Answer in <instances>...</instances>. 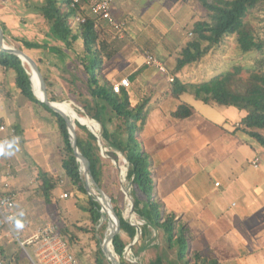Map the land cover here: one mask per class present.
<instances>
[{"label": "trees", "instance_id": "obj_1", "mask_svg": "<svg viewBox=\"0 0 264 264\" xmlns=\"http://www.w3.org/2000/svg\"><path fill=\"white\" fill-rule=\"evenodd\" d=\"M27 1L26 10L30 12V16L36 14L37 22L31 24H34V30L37 36L42 37L41 40L15 37L7 23L0 21L5 42L7 45L13 44L12 40H15L17 48L35 58L52 101L74 100L76 104L79 103L77 111L80 115L100 123V130L96 135L77 119V143L81 153L90 161L92 177L110 197L120 216L122 234L114 239L120 263L133 264L123 257L125 246L137 232L124 216L130 199L134 212L145 220L139 239L133 246L134 254L141 264H222L217 258L193 250L191 242L194 236L189 227L176 218V212L159 195L152 162L144 148L142 132L150 112L158 108L163 100L170 97L180 98L184 93H191L207 104L235 107L246 112L232 132H241L255 139L264 148V40L256 37L248 22L249 13L264 0H198L207 17L193 24V35L179 50L177 65L171 72L174 77L171 88L158 100L144 95L136 103L132 101L131 93L125 86L120 92H115L114 83L103 75L105 59L115 53L117 48L110 46L101 36V19L87 11L88 9L74 7L73 0H40L32 5ZM80 13L86 17L84 22L75 19ZM25 24L30 25L27 22ZM231 37L237 38V47L241 54L255 55V64L249 67L237 66L235 70L227 69L199 81L185 82L179 77L185 67L200 63L211 52L221 49ZM53 39L62 43L56 45ZM52 46L56 48L55 51L50 50ZM26 47L38 51L32 55ZM48 51L60 58L54 65L63 73L61 77L66 82L65 92L69 96L61 97L53 88L51 76L44 74L42 70L46 59L43 55ZM70 52L75 56L65 62V56ZM0 68L13 73L15 87L20 93L56 115L65 150L62 170L69 179L71 189L73 187L76 192L86 195L87 206L84 208L90 213L91 223L95 227L98 225V230L103 235L107 221L102 217L101 204L88 194L85 187L80 162L74 154L65 118L36 97L28 67L18 55L0 49ZM12 94L9 87L0 81V97L8 98ZM193 114L194 107L188 102L179 103L172 112L179 119H187ZM102 147L105 148L107 156L102 154ZM120 156L127 160L124 182L121 181ZM37 177L43 200L46 205H51L59 198L61 178L46 170L40 171ZM12 192L14 193L13 190ZM154 229L159 230L158 236L165 239V244L161 245L156 241L157 238L153 236ZM4 230L6 224L0 214V264H13L11 253L7 250ZM59 230L72 246L74 236H68L64 227ZM97 242L93 264H110L104 257L99 239ZM77 258L82 264L80 258Z\"/></svg>", "mask_w": 264, "mask_h": 264}, {"label": "crops", "instance_id": "obj_2", "mask_svg": "<svg viewBox=\"0 0 264 264\" xmlns=\"http://www.w3.org/2000/svg\"><path fill=\"white\" fill-rule=\"evenodd\" d=\"M112 12L125 26L119 32L101 20V36L117 48L105 59L103 75L111 83L128 77L130 87L126 88L136 103L145 94L144 84L160 87L159 70L146 63L147 54L162 60L171 74L179 50L193 35L191 28L201 17L195 0H113ZM68 59H73L69 53L65 62ZM2 72L7 71L0 68V81L5 82L7 77ZM15 94L8 99L19 100L16 109L19 118L13 120L12 130L5 125V131L12 138L19 137L22 128L25 137L31 133L32 142L41 151L56 147L46 164L52 163L53 171L57 170L58 150L64 147L57 119L51 127L35 125L40 113L47 112L43 107L36 110L28 105L19 97V91ZM164 101L169 102V98ZM164 101L150 112L142 132L159 195L176 212V218L189 227L194 236L193 250L217 258L222 264H264V216L259 214L264 211V148L241 132L234 134L235 128L228 129L224 122L217 123L195 109L191 117L179 119L172 115L176 107H167ZM5 131H0L1 142L6 137L2 134ZM16 145L21 150L20 144ZM4 151L0 150V165ZM256 158L260 159L257 166ZM8 168L9 183L14 176L10 169H16V165L9 164ZM222 172L225 174L217 175ZM12 190L17 195V209L22 203L31 212L33 201L22 199L27 194L22 195L20 189ZM17 219L15 224L19 222Z\"/></svg>", "mask_w": 264, "mask_h": 264}, {"label": "rangeland", "instance_id": "obj_3", "mask_svg": "<svg viewBox=\"0 0 264 264\" xmlns=\"http://www.w3.org/2000/svg\"><path fill=\"white\" fill-rule=\"evenodd\" d=\"M38 1L40 0H28L27 2L31 3L32 5L35 2L38 3ZM195 3H196V10L198 12V15H200L201 19L206 18L207 14L203 6L199 3L198 0H195ZM26 7H27L26 0H0V21L2 22L5 21L7 23V26L8 28H10L11 34H13V36L26 37V38L29 37L36 41H40L42 37H40V35L37 36L38 34H36V31L34 30L35 29L34 24L35 22H37L36 14L34 13L32 16H30L31 14L28 10H26L27 9ZM192 7L194 6L191 5V8ZM248 17H249L248 22L251 24L250 27L252 28L256 37L259 38L260 40L261 39L264 40V2L259 3L255 7V9L249 13ZM26 22L30 25L29 26L26 25L25 24ZM12 42L13 44H8V45L17 47V42H15V40H12ZM53 42H55L56 45L62 43L55 39H53ZM237 44L238 42L236 37L228 38L225 41V43L222 45L221 49L211 52L208 56L204 57L200 63L185 67L179 73V77L185 82L199 81V80L208 79L211 76L227 69L235 70V67L237 66L249 67L250 65L255 64L256 62L254 57L255 55L241 54L238 50ZM51 48L52 49L50 50L53 51H55L56 49L53 46ZM78 48L80 47L78 46ZM25 49L32 55L36 54L38 51L36 49H29L27 47ZM69 54H71V56H75L73 52H70ZM43 56L46 59L44 61L45 63L42 65V70L44 74L47 73L49 76H51V80L54 83L53 88L58 92V94L61 97L64 98V96L68 95L65 92L66 82L61 77L63 76L61 70L54 65L55 62H57L60 58H58V56L55 54L53 55L51 51L45 52ZM25 65L28 67L27 69L31 73L30 65L28 63H26ZM9 72L11 71H7L4 73L2 72V76L5 77V79L7 77L4 83L12 91L13 93L12 95H14L15 92H17L18 90L15 87V85H13L14 79L12 78V76L10 78ZM244 73H246V69H244ZM10 75H13V73L12 74L10 73ZM157 76L160 78V82H159L160 87H157V84L156 85L150 83L144 84V89H145L144 95L147 96L150 95L153 100H158L159 98H162L163 94L166 92L167 89L171 88L173 83V81L170 82L167 79L168 75L165 73L159 71ZM128 87H130V85ZM19 97L24 99L28 103V105L31 104L33 107H35L36 110H39V106H40V108L43 107L41 109L45 110L48 113V114L47 113L43 114L41 112L40 119L34 122L35 125L38 126L45 125L46 127H51L50 125L52 124V122L57 119L56 115L51 113V111L45 108L43 105L36 102H32L22 93H20ZM172 98L173 99L169 98V102H165L163 100L164 101L163 104L167 107L174 105V107L172 108L174 109L175 107H177L179 103L188 102L194 107L196 111H200L201 113L206 115L207 118L212 119L217 123L224 122V125L228 129H234L236 127V124L246 114V112L240 111L235 107H226L219 104H207L201 100L196 99L195 96L191 93H184L180 98H175V97ZM63 101L69 102L76 111L80 107L79 103L76 104L74 100L69 99V101L68 100H63ZM17 103H19L18 99L13 100V98L8 99L5 97H0V118L6 121L5 124V121L0 120L1 122L3 121L2 123L0 122V125L2 124L6 126L8 125L9 130L10 129L12 130V126H13L12 124L14 123L13 120L19 118L18 115L19 112L16 110L19 109ZM82 117L95 121L97 123L96 125L99 126V122L97 120L91 119L87 116H82ZM90 127L92 126L90 125ZM2 134H5L4 136L6 137L3 138L2 142L0 143V150L2 151L7 150L8 153H5L4 151L5 154L4 155L2 154L3 164L0 165V173H1L0 185H3L8 179L7 178L8 175L7 171L9 170L8 165L10 164L12 165V167L16 165V169H14L16 171L10 169L12 171V175H14L11 176L9 179L10 180L9 183L12 185L11 190L20 189V193H22V195L27 194L28 197L22 198L23 202L24 200H28V199L30 201H33L32 202L33 209L31 210V212H28L27 207L24 206V204L22 203L20 204L22 206L20 207V209H17V205H16V209H17L16 212L17 211L19 212V213L17 212L18 214L17 221H19L20 225L22 226L19 227L18 229L17 224H19V222H17V224H13V228L16 230L18 234L22 235V237H26L28 236L29 232L34 229V227L37 228L39 225L48 221L54 222L58 225L60 229L63 227L66 228L68 231L67 232L68 236H74V243H72V248L74 253L80 258L82 264H93L95 260V251L96 248L98 247L97 239H99L100 247L102 248L103 241L105 239V236L106 237L108 236V232L106 234V230H107L106 228L104 234L102 235L101 232L98 230L99 226L97 225L95 227L91 223L90 213L84 208L85 206H87V200L85 199L86 195L82 194L81 192H76V190L73 187L71 189V184L69 182V179L66 177V175L64 174L61 168L62 164L60 157L64 156L65 153L64 147L58 150V154H57L58 157L55 160L56 162L55 167L57 168V170L53 171L52 163L50 166H48L46 163H49L51 160V158L49 157V155L51 156V152H55V149L57 151L56 147L54 148L52 146L48 151L43 150L45 152H48V155H46V153L41 151L40 148L35 145L36 142L34 141L32 142L30 136L31 133L30 134L26 133L27 137L23 135L22 128L20 130V133L18 134L19 137L15 135V137L13 136L12 138L8 135L9 133L7 131L3 132ZM42 138L44 137H41L40 139ZM248 139L252 140L253 142H256V144L261 146L255 139L250 137H248ZM16 144H20L21 150H19V147ZM3 146H5L6 149ZM60 154L61 156L59 157ZM120 158H121L120 161L121 164L119 166L121 168L123 167L124 157L120 156ZM45 169H47L48 172L50 171L55 172L56 176L64 180L63 183H60L61 189L58 190L59 198H56L51 205L45 204L43 200L42 192L39 189L40 181L37 177V172L44 171ZM81 171L83 176H91L89 172L88 175H85V172L83 171L82 168ZM223 174L225 173L222 172L217 175L221 176ZM219 179L222 180L221 177ZM89 182L92 189L91 191L92 194H94L95 196H100L101 191L104 190L102 189L99 190L96 185L93 186L94 183L91 177H89ZM159 188H161V184ZM65 192L69 194L67 197L63 195ZM14 194H15V201L17 204V200H16L17 195L16 193ZM106 196H107L106 197L107 200L111 201L110 197L107 194ZM124 211L126 215V213L128 212V208L125 209ZM104 214L107 216L106 213ZM259 214L264 216V211L263 210L260 211ZM134 215L137 214L134 213L133 216ZM105 220L107 221L106 223L108 226L109 222L107 219ZM153 231H154L153 236L157 238L156 241L160 242L161 245L165 244V239L163 237L158 236L159 230L154 229ZM4 237L6 243L8 244L7 250L11 253L10 258L12 259V263L31 264L24 249H22L18 245V243L8 234L7 229L4 230ZM110 248H111V253L115 255L116 251L114 247V242H112ZM115 256L117 257V254ZM104 257L110 264H112L110 259H108L105 255Z\"/></svg>", "mask_w": 264, "mask_h": 264}, {"label": "built area", "instance_id": "obj_4", "mask_svg": "<svg viewBox=\"0 0 264 264\" xmlns=\"http://www.w3.org/2000/svg\"><path fill=\"white\" fill-rule=\"evenodd\" d=\"M112 2L113 0H73L72 4L74 7L88 9L87 11H89L94 16H97L111 28L121 32L125 25L124 22L119 21L112 12ZM85 18V15L80 13L77 15L76 20L84 22ZM146 63L156 67L160 72L167 74L168 80L170 82L174 80V77L170 74L169 68L158 57L154 56L153 54H148L146 56ZM129 85V78L124 77L114 82L113 89L115 92H120L123 86L128 87ZM98 128L99 129L96 130V132L100 130V126H98ZM5 130L6 126L0 125V131ZM102 154L107 156L104 147H102ZM123 160V167L120 168L122 182L126 180L127 175V160L125 158ZM259 160V158L255 159L254 164L256 166L259 164ZM113 162L117 163L115 159H113ZM85 177L89 182L90 176H84V178ZM63 182L64 180L61 179L60 183ZM3 185V188H0V214L6 224L8 234L12 236V238L22 249H24L31 264H80L68 239L62 236L56 223L51 221L45 222L39 225L26 237H22V235L16 232V230L13 228V224L16 223L17 219L15 195L12 192L8 182H5ZM125 193L128 195L126 191ZM63 195L66 197L68 196L67 192H65ZM129 202L130 203L127 207L128 212L126 215L124 214V216L126 217L127 221L135 227L137 232L136 236L133 239H130L125 246L123 257L130 263L141 264L138 257L134 254L133 246L139 239V236L142 232V227L145 224V220L138 215L133 216L135 212L133 210L132 201L129 199Z\"/></svg>", "mask_w": 264, "mask_h": 264}, {"label": "water", "instance_id": "obj_5", "mask_svg": "<svg viewBox=\"0 0 264 264\" xmlns=\"http://www.w3.org/2000/svg\"><path fill=\"white\" fill-rule=\"evenodd\" d=\"M0 49L3 50V51L9 52V53H13V54L18 55L23 62L26 60L28 62V64L30 65V67H32L37 72V74H38V76L40 78L42 91H43L44 95H43V98H39L37 96V94H36V92L34 90V87H33L32 75L29 72L34 94L36 95V97L38 99H40L42 102L47 104L54 111L60 113L65 118L67 126H68V131H69V134H70L71 144H72V147L74 149V154H75L77 160L80 163H81L82 160L86 162L87 170L90 173V161H89V159L86 156H84L81 153V151H80V149L78 147L77 134H76V120H74L71 116H69L68 114H66L65 112L61 111L60 109H58V108H56L54 106V103H56V101H52L50 99V97H49L48 87H47L46 81H45V79L43 77V74H42V72L40 70V67L38 65V62L32 56H30L27 52H25L24 50H22L20 48H17V47L9 46V45L6 44L4 31H3V28L1 26V24H0ZM78 121L81 124L87 125L90 128V126L88 124H86V123H84V122H82L80 120H78ZM90 129L93 131V133H95L97 135V132H96V130L94 128H90ZM99 141H100V144L102 145V142H101L100 138H99ZM80 170H81V167H80ZM90 177H91L94 185H96L98 187V189L100 190L101 188L97 185V183L95 182V180L92 177V175ZM84 180H85V187H86V189L88 191V194L89 195H93L95 197V199L101 204L102 217L107 219L109 224H110V221H111L110 217L113 216L115 218V222L117 224L116 230H115L113 236L109 240H107L108 236L107 237L105 236V239H104L103 244H102L103 245L102 246V251H103V254L108 259H110L112 264H121L120 261L116 258V256L113 253H111V250L109 251V249H111L110 246H111L112 242H114V239L116 238V236L120 235L121 232H122L120 216L116 212L114 206L112 205V202L110 200L109 201L107 200L106 193L104 191H101L100 196H95L91 192L92 189H91L90 183L87 181L86 178H84ZM104 213H106L107 216ZM108 231H109V225L107 226L106 234H107ZM108 245H110V246H108Z\"/></svg>", "mask_w": 264, "mask_h": 264}, {"label": "bare ground", "instance_id": "obj_6", "mask_svg": "<svg viewBox=\"0 0 264 264\" xmlns=\"http://www.w3.org/2000/svg\"><path fill=\"white\" fill-rule=\"evenodd\" d=\"M24 62L28 63L26 60ZM31 75H32V80H33V87H34V90H35L37 96L39 98H43L44 93L42 91L40 78H39L37 72L32 67H31ZM54 106L56 108L60 109L61 111L65 112L69 116H71L74 120H77V119L80 121L82 120V121H84V123L86 122L89 126L91 125L92 127H90V128H94L95 130L99 129L98 125H96L97 123L95 121L90 120V119L85 118V117H82V115H80L69 102H67V101H56V103H54ZM80 166L83 169V171L85 172V175L86 174L88 175L86 162L82 160L80 163ZM110 218H111V221L109 224V231H108L107 240H109L113 236V234L116 230V227H117V224L115 222V218L113 216ZM108 246H110V245H108ZM110 250L111 249H109V251Z\"/></svg>", "mask_w": 264, "mask_h": 264}, {"label": "clouds", "instance_id": "obj_7", "mask_svg": "<svg viewBox=\"0 0 264 264\" xmlns=\"http://www.w3.org/2000/svg\"><path fill=\"white\" fill-rule=\"evenodd\" d=\"M22 225H20V224H17V227H21Z\"/></svg>", "mask_w": 264, "mask_h": 264}]
</instances>
